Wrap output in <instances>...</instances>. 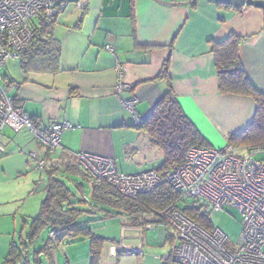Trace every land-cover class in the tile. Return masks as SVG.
Wrapping results in <instances>:
<instances>
[{
    "label": "crops",
    "instance_id": "obj_1",
    "mask_svg": "<svg viewBox=\"0 0 264 264\" xmlns=\"http://www.w3.org/2000/svg\"><path fill=\"white\" fill-rule=\"evenodd\" d=\"M161 1L172 5L165 6L156 0H72L57 14L53 30V40L60 48L57 69L49 71L51 64L46 65L31 51L6 62L1 71L3 86L24 113L38 119L43 127L55 122L72 125L62 133L60 149L51 158L58 161L55 162L59 167L69 165L68 173L89 183L91 195L92 182L75 164L79 153L113 159L121 175L155 171L162 166L163 163L145 169L148 162L157 158L164 162V153L153 145L149 133L137 125V119H147L170 86L210 147L215 146L212 132L228 141L230 135L245 131L255 118L257 103L253 98L220 92L212 48L215 42L230 35L241 37L239 54L245 72L264 93V11L205 0L189 5L185 4L191 0ZM37 23L34 20L32 26ZM167 60V77H161ZM120 82L124 89L118 93ZM133 99L135 111L131 112L125 102ZM39 148L27 129L16 132L9 128L3 132L0 264L12 259V251L15 259L21 261L23 257L29 264H44L45 260L55 264L56 251L65 245L50 258L40 251L47 239L37 247V241L30 244L29 233L23 238L26 233L21 231L20 244L17 241L19 226L25 227L35 218L25 213L20 217L27 199L40 190L46 194L49 176L46 171H38L31 160V154ZM11 173L26 177L19 190L5 184ZM58 177L62 178L60 174ZM123 224L145 234L133 228L127 217ZM136 250L128 252L112 246L107 256L121 263L122 258L135 254L140 264ZM107 256L103 250L100 264H115Z\"/></svg>",
    "mask_w": 264,
    "mask_h": 264
},
{
    "label": "built area",
    "instance_id": "obj_2",
    "mask_svg": "<svg viewBox=\"0 0 264 264\" xmlns=\"http://www.w3.org/2000/svg\"><path fill=\"white\" fill-rule=\"evenodd\" d=\"M71 1L0 0V143L5 129L29 130L40 145L31 154V160L41 172L59 167L51 156L61 146L62 133L72 125L55 122L43 127L38 119L24 113L4 88L1 71L8 59H19L21 52L31 45L35 37L32 22L57 15ZM106 48L113 52L111 46ZM123 89L120 82L116 90L120 93ZM125 107L134 112L135 100L125 102ZM141 123L137 119V125ZM240 150L234 146L221 150L192 147L184 162L173 166L165 177L154 170L120 175L113 160L87 153L76 155V165L93 177L97 185L106 181L128 198L151 193L167 181L183 198H194L212 211L221 212L225 206L240 211L244 229L238 246L232 248L221 230L201 227L174 205L167 208L163 218L176 234V243L167 257L171 255L176 262L264 264V163L256 159L257 155L264 154V145L247 149V155H240ZM152 225L148 224L139 231L152 230Z\"/></svg>",
    "mask_w": 264,
    "mask_h": 264
},
{
    "label": "trees",
    "instance_id": "obj_3",
    "mask_svg": "<svg viewBox=\"0 0 264 264\" xmlns=\"http://www.w3.org/2000/svg\"><path fill=\"white\" fill-rule=\"evenodd\" d=\"M56 17L57 15L42 17L37 24H33L32 29L35 37L31 45L21 52L19 58L35 51L37 58L45 61L46 65L51 64L48 67L49 71L57 69L55 63L59 57L60 48L53 40V30L57 22ZM242 41L241 37L230 35L222 42H215L212 51L216 59L220 92L248 96L257 103V112L250 126L240 134H232L228 137V145H234L240 149H252L264 145V93L255 87L245 72L239 54ZM168 69L169 60L165 62L161 77H167ZM139 127L149 133L153 145L164 153L162 166L155 170L163 177L169 174L173 166L184 162L190 148L210 147L183 111L172 86L155 106L150 116L142 120ZM64 166L66 171L69 170V165L67 166L64 163ZM58 169L56 167L46 170V174L49 176L45 188L46 198L42 202L40 213L32 219V229L28 234V237L31 238L30 244L37 241L40 236L39 233L43 229H50L49 237L40 251L51 258L52 253L66 241L76 242L84 236H88L90 238L91 264H100L107 239L96 235L89 228L77 224L79 215L83 211L75 207L76 202L72 201V192L67 184L58 177ZM89 180L93 185V207L104 210L105 219L123 213L122 215L132 221V227L144 226L145 229L147 225L146 214L160 216L167 208L174 205L201 227L208 230L214 228L208 214L202 213L200 209L196 207L184 210L178 208V202L186 198H183L167 181L151 193H144L136 198H128L106 181L97 185L91 178ZM104 208H107V211ZM163 216L164 214L158 220V223L171 227ZM59 228H62L63 233L52 238L51 232ZM168 239L173 244L176 243V235L175 237L169 235ZM19 252L18 254L21 255L22 252L21 254ZM37 253H35V256ZM14 255L16 254L12 251L10 255L12 259H7L5 264H29L28 259H23L21 256L22 260L20 261L15 259ZM33 262H35V259H33ZM163 264L181 263L176 262L170 255L163 258Z\"/></svg>",
    "mask_w": 264,
    "mask_h": 264
},
{
    "label": "rangeland",
    "instance_id": "obj_4",
    "mask_svg": "<svg viewBox=\"0 0 264 264\" xmlns=\"http://www.w3.org/2000/svg\"><path fill=\"white\" fill-rule=\"evenodd\" d=\"M16 60L14 58H10L7 60L9 61ZM139 126V125H138ZM7 130V129H5ZM213 133L212 141L214 143V147L217 150L225 149L228 145L227 139L222 137L219 133ZM234 146V145H233ZM237 148V146H234ZM58 149L54 152H58ZM240 149V148H237ZM85 153V152H83ZM53 154V155H54ZM89 154V153H87ZM240 155H247L248 150L243 148L239 151ZM94 155V154H90ZM98 156V155H94ZM103 157V156H101ZM108 158V157H105ZM111 159V158H108ZM256 159L260 162L264 163V154L257 155ZM113 160V159H111ZM53 161H57L54 160ZM58 162V161H57ZM114 162V160H113ZM163 163L162 158H157L152 162H148L146 164L147 170L154 169L159 167ZM76 164V162H75ZM116 169L117 165L115 163ZM58 174L62 177L61 180H65L66 184L70 188L72 192V201H75V207L78 210H82L83 212L79 215L77 224L89 228L93 233L100 237H104L107 239L104 247L105 255L109 256V249L110 247L114 246L119 250L126 249V250H133L138 249L136 252L140 253V264H163V258L168 256L171 249L173 248V242L168 239V236L175 237V231L169 227L160 225L158 220L161 218L157 215H150L146 214L145 220L148 224H153V229L149 231H145L144 235L138 231H132L128 227H123V222L126 219L125 215H115L109 219H105V212L104 210H98L93 207V199L91 195V186L89 183L83 181L80 177L75 176L73 174L68 173L66 171L65 166L58 167ZM63 168V169H60ZM143 170H139L138 172H142ZM33 175H39L37 171H30ZM118 172V171H117ZM43 173V172H42ZM131 172L127 175H135L140 173ZM44 174V173H43ZM121 175V174H120ZM89 177V176H88ZM26 177L19 176L18 174H8V177L5 179V184L11 189L19 190V185L22 184ZM92 178L93 177H89ZM93 181V180H92ZM35 185V189L37 188ZM34 188V187H33ZM39 191V189H38ZM35 196V198L33 197ZM33 197V198H32ZM46 194L40 190L35 194H32L29 199H27L25 203V209H21L24 212H20L21 216L25 215L29 217H36L41 210L42 202L45 200ZM81 201V202H77ZM20 205L22 203H19ZM191 207H196L200 209L202 213L208 214L209 220L211 222L212 227L221 230L229 239V246L235 248L238 246L243 229V218L240 211L236 207L225 206L224 210L221 212L212 211L210 207H206L201 205V203L196 199L186 198L182 201L178 202V208L180 209H187ZM101 208V207H100ZM102 209V208H101ZM107 211V208H104ZM27 218V217H26ZM165 219V218H164ZM31 220V221H30ZM25 225V227L19 226L18 229V243L20 244L21 238V231H25V238L28 233H30L32 228V219H30ZM144 227V226H143ZM143 227H133L135 229L143 230ZM24 228V230H22ZM63 233L62 228H59L57 232H51V237L60 236ZM142 233V231H141ZM40 237L36 242L37 247L41 246L42 243L48 239L50 234V229H43L40 233ZM173 239V238H172ZM111 240V241H110ZM114 240L115 242H112ZM63 247L56 251L54 255L55 264H91V253H90V238L88 236H84L80 240L76 242H70L69 240L64 243ZM117 251H115V254ZM108 260H113L115 264H139L138 256L134 254L132 257H124L122 258V262H116V260L112 257H108ZM106 258V257H105ZM70 262V263H69ZM44 264H48L45 260Z\"/></svg>",
    "mask_w": 264,
    "mask_h": 264
},
{
    "label": "water",
    "instance_id": "obj_5",
    "mask_svg": "<svg viewBox=\"0 0 264 264\" xmlns=\"http://www.w3.org/2000/svg\"><path fill=\"white\" fill-rule=\"evenodd\" d=\"M157 2H159L162 5L165 6H171V3L168 2H164L161 0H156ZM193 1H200V0H191L190 2L186 3L185 5H189L191 2ZM211 3H215V4H223V5H228V6H232L235 8H243L245 6L247 7H254L257 9H261L264 11V0H205ZM132 250H128V252H131Z\"/></svg>",
    "mask_w": 264,
    "mask_h": 264
}]
</instances>
